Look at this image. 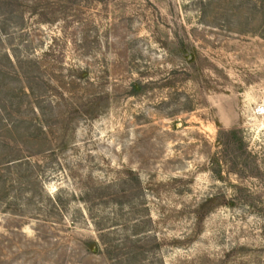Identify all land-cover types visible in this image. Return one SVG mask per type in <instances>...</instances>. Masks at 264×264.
<instances>
[{"label":"rangeland","instance_id":"rangeland-1","mask_svg":"<svg viewBox=\"0 0 264 264\" xmlns=\"http://www.w3.org/2000/svg\"><path fill=\"white\" fill-rule=\"evenodd\" d=\"M260 107L264 0H0V264H264Z\"/></svg>","mask_w":264,"mask_h":264},{"label":"trees","instance_id":"trees-1","mask_svg":"<svg viewBox=\"0 0 264 264\" xmlns=\"http://www.w3.org/2000/svg\"><path fill=\"white\" fill-rule=\"evenodd\" d=\"M134 94L137 93L135 92ZM219 141L221 142L220 145L223 148V152L227 156L228 153L232 154L234 167L237 168L238 166H240L242 164L241 162H243V157L246 155V144L244 142L242 132L239 130H231V131L222 130L219 133ZM88 248L94 252L99 250L96 242L89 243Z\"/></svg>","mask_w":264,"mask_h":264},{"label":"built area","instance_id":"built-area-1","mask_svg":"<svg viewBox=\"0 0 264 264\" xmlns=\"http://www.w3.org/2000/svg\"><path fill=\"white\" fill-rule=\"evenodd\" d=\"M258 115H259L260 117H264V107H260V108L258 109Z\"/></svg>","mask_w":264,"mask_h":264}]
</instances>
